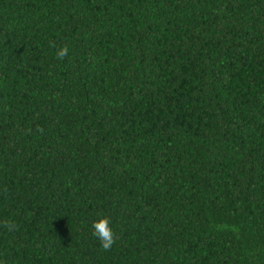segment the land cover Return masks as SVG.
Listing matches in <instances>:
<instances>
[{
  "label": "trees",
  "instance_id": "obj_1",
  "mask_svg": "<svg viewBox=\"0 0 264 264\" xmlns=\"http://www.w3.org/2000/svg\"><path fill=\"white\" fill-rule=\"evenodd\" d=\"M0 264H264V0H0Z\"/></svg>",
  "mask_w": 264,
  "mask_h": 264
},
{
  "label": "clouds",
  "instance_id": "obj_2",
  "mask_svg": "<svg viewBox=\"0 0 264 264\" xmlns=\"http://www.w3.org/2000/svg\"><path fill=\"white\" fill-rule=\"evenodd\" d=\"M68 51L69 49L67 46L59 49L57 52V58L63 60L67 56ZM110 223V220L105 217L92 224V235L99 240L101 247L105 251L111 250L112 246L115 243V234L113 232V229L110 227ZM4 226L11 227L9 222H5Z\"/></svg>",
  "mask_w": 264,
  "mask_h": 264
}]
</instances>
